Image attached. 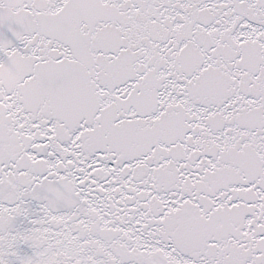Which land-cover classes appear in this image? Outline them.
Instances as JSON below:
<instances>
[{"label": "snow or ice", "instance_id": "snow-or-ice-1", "mask_svg": "<svg viewBox=\"0 0 264 264\" xmlns=\"http://www.w3.org/2000/svg\"><path fill=\"white\" fill-rule=\"evenodd\" d=\"M0 264H264V0H0Z\"/></svg>", "mask_w": 264, "mask_h": 264}]
</instances>
